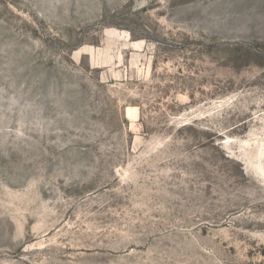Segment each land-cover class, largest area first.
<instances>
[{
    "label": "rangeland",
    "instance_id": "1",
    "mask_svg": "<svg viewBox=\"0 0 264 264\" xmlns=\"http://www.w3.org/2000/svg\"><path fill=\"white\" fill-rule=\"evenodd\" d=\"M0 264H264V0H0Z\"/></svg>",
    "mask_w": 264,
    "mask_h": 264
}]
</instances>
